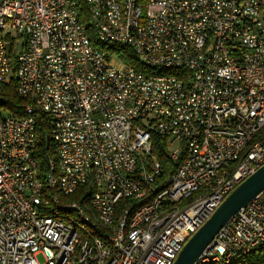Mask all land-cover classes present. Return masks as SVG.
<instances>
[{"label":"built area","instance_id":"built-area-1","mask_svg":"<svg viewBox=\"0 0 264 264\" xmlns=\"http://www.w3.org/2000/svg\"><path fill=\"white\" fill-rule=\"evenodd\" d=\"M12 80L24 105L0 106V264H172L264 163V0H0ZM35 113L57 152L43 179ZM157 148L184 153L167 176ZM263 244L264 187L194 264Z\"/></svg>","mask_w":264,"mask_h":264},{"label":"trees","instance_id":"trees-1","mask_svg":"<svg viewBox=\"0 0 264 264\" xmlns=\"http://www.w3.org/2000/svg\"><path fill=\"white\" fill-rule=\"evenodd\" d=\"M81 21L85 25V31L94 39L95 35L93 33V28L89 16L83 12L81 15ZM124 62L138 70H143V65L139 62L134 55L127 52L124 56ZM14 81L12 80L8 84H0V106L8 111H12L15 115L20 116L23 115V105L24 101L19 98L14 92ZM48 121L43 113H35V130L37 134L40 136L39 142H37L36 147L33 151V156L37 161V167L39 171V176L41 179L45 177V173L48 170V162L49 160H55L57 158V152L54 147V143L47 136L48 134ZM159 146H165L166 139L163 137H158ZM183 151L179 155V157L174 161L171 159H167V157L160 152L157 148L158 158L163 166V171L165 176L171 174L177 163L183 157ZM74 195H69L65 197L66 199L73 198ZM204 264H213V263H204ZM232 264H264V244L254 248L252 251L248 252L245 255L238 256Z\"/></svg>","mask_w":264,"mask_h":264},{"label":"water","instance_id":"water-1","mask_svg":"<svg viewBox=\"0 0 264 264\" xmlns=\"http://www.w3.org/2000/svg\"><path fill=\"white\" fill-rule=\"evenodd\" d=\"M264 187V163L240 181L189 236L172 264H194L215 233Z\"/></svg>","mask_w":264,"mask_h":264},{"label":"rangeland","instance_id":"rangeland-1","mask_svg":"<svg viewBox=\"0 0 264 264\" xmlns=\"http://www.w3.org/2000/svg\"><path fill=\"white\" fill-rule=\"evenodd\" d=\"M3 109V108H2ZM38 259L41 261L42 260V257H41V255L39 254L38 256Z\"/></svg>","mask_w":264,"mask_h":264}]
</instances>
